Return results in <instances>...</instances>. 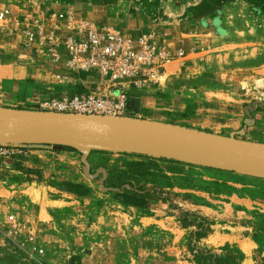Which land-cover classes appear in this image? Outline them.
<instances>
[{
    "label": "rangeland",
    "instance_id": "rangeland-1",
    "mask_svg": "<svg viewBox=\"0 0 264 264\" xmlns=\"http://www.w3.org/2000/svg\"><path fill=\"white\" fill-rule=\"evenodd\" d=\"M60 14L184 52L160 83L131 92L128 116L264 144V0H0V108L49 111L40 99L94 87L54 78L71 35ZM148 91L179 107L139 112ZM83 155L0 144V264H264V178L140 153Z\"/></svg>",
    "mask_w": 264,
    "mask_h": 264
},
{
    "label": "water",
    "instance_id": "water-1",
    "mask_svg": "<svg viewBox=\"0 0 264 264\" xmlns=\"http://www.w3.org/2000/svg\"><path fill=\"white\" fill-rule=\"evenodd\" d=\"M51 143L176 159L264 178V144L131 116L0 108V144Z\"/></svg>",
    "mask_w": 264,
    "mask_h": 264
},
{
    "label": "built area",
    "instance_id": "built-area-1",
    "mask_svg": "<svg viewBox=\"0 0 264 264\" xmlns=\"http://www.w3.org/2000/svg\"><path fill=\"white\" fill-rule=\"evenodd\" d=\"M64 16L71 35L64 40L65 57L56 58H65L64 68L54 73V78L62 85L95 84L85 92L40 99V106L52 112L128 116L131 92L160 83L167 74L166 64L184 54L160 44L149 33L133 38L117 27H99L60 14V18ZM33 37L30 32V40ZM51 43L58 46L60 41Z\"/></svg>",
    "mask_w": 264,
    "mask_h": 264
},
{
    "label": "crops",
    "instance_id": "crops-1",
    "mask_svg": "<svg viewBox=\"0 0 264 264\" xmlns=\"http://www.w3.org/2000/svg\"><path fill=\"white\" fill-rule=\"evenodd\" d=\"M138 101H139V104H138V111L139 112H143V108L145 106L151 105L154 110L150 111V115H155V116H164L165 115L164 112L167 111V109H170L171 105L176 106L179 104L177 102L176 98H174V97H167L166 98V97L154 96V95H152L151 91H148V93H145ZM178 107H179V105H178ZM173 109L179 110V108H175V107H173ZM167 114H170V113L167 112ZM176 114H179V112L171 114L169 116L172 117L174 120L179 121L181 118ZM141 118L146 119V120L163 122V121H160L158 119H155L152 117H147V116H141ZM169 124L176 125V126L180 125L177 122H170Z\"/></svg>",
    "mask_w": 264,
    "mask_h": 264
},
{
    "label": "trees",
    "instance_id": "trees-1",
    "mask_svg": "<svg viewBox=\"0 0 264 264\" xmlns=\"http://www.w3.org/2000/svg\"><path fill=\"white\" fill-rule=\"evenodd\" d=\"M145 156H146V155H145ZM170 160L177 161V162L179 161V160H176V159H170Z\"/></svg>",
    "mask_w": 264,
    "mask_h": 264
}]
</instances>
